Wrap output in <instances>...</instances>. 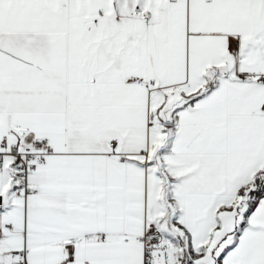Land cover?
Returning a JSON list of instances; mask_svg holds the SVG:
<instances>
[{
    "label": "snow or ice",
    "instance_id": "snow-or-ice-1",
    "mask_svg": "<svg viewBox=\"0 0 264 264\" xmlns=\"http://www.w3.org/2000/svg\"><path fill=\"white\" fill-rule=\"evenodd\" d=\"M0 264H264V0H0Z\"/></svg>",
    "mask_w": 264,
    "mask_h": 264
}]
</instances>
